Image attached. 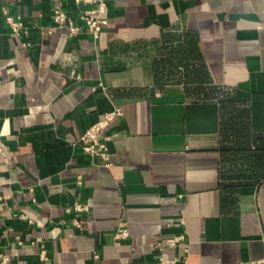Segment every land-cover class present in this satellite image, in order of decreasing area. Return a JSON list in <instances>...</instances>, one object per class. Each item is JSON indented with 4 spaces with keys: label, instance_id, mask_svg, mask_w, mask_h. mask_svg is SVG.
<instances>
[{
    "label": "crops",
    "instance_id": "1",
    "mask_svg": "<svg viewBox=\"0 0 264 264\" xmlns=\"http://www.w3.org/2000/svg\"><path fill=\"white\" fill-rule=\"evenodd\" d=\"M107 2L94 40L52 20L75 0H0V256L264 260V0ZM115 109L106 167L77 141Z\"/></svg>",
    "mask_w": 264,
    "mask_h": 264
},
{
    "label": "built area",
    "instance_id": "2",
    "mask_svg": "<svg viewBox=\"0 0 264 264\" xmlns=\"http://www.w3.org/2000/svg\"><path fill=\"white\" fill-rule=\"evenodd\" d=\"M75 5L79 8L83 7L79 10V20L83 24L82 27L74 25L73 20L60 6H56L52 11V20L54 24L57 27H68L70 36L85 31L91 35L94 40H98L108 26V19L106 17L108 11L107 0H75ZM6 23L15 36H20L25 29L20 18L14 16L6 15ZM73 62V59L71 60V58H69V60L62 63V66L70 67L73 65ZM70 77L72 79L76 78L73 72L70 73ZM121 116L122 112L120 109H115L106 113L102 119L89 127L78 139L77 146L87 158L92 161L99 159L106 167L111 165L109 148L111 137L107 134V130L111 123ZM78 183L82 185L83 182L81 178H79ZM74 209L78 212H82L87 210V206L76 204ZM128 238V230L124 228L119 229L113 236V242L118 245ZM178 243L179 239H169L166 241V244L169 246H176ZM9 261L10 258L7 255L0 256L1 264H8ZM250 264H264V260L251 262Z\"/></svg>",
    "mask_w": 264,
    "mask_h": 264
},
{
    "label": "trees",
    "instance_id": "3",
    "mask_svg": "<svg viewBox=\"0 0 264 264\" xmlns=\"http://www.w3.org/2000/svg\"><path fill=\"white\" fill-rule=\"evenodd\" d=\"M255 177H259V176H257V174H256ZM245 178H247V177H246V176H241V177H240V179H245Z\"/></svg>",
    "mask_w": 264,
    "mask_h": 264
}]
</instances>
